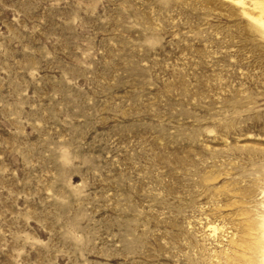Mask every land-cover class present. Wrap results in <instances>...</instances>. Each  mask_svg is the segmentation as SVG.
<instances>
[{
    "label": "rangeland",
    "instance_id": "374dc122",
    "mask_svg": "<svg viewBox=\"0 0 264 264\" xmlns=\"http://www.w3.org/2000/svg\"><path fill=\"white\" fill-rule=\"evenodd\" d=\"M243 1L0 0V264L260 261L264 30Z\"/></svg>",
    "mask_w": 264,
    "mask_h": 264
},
{
    "label": "bare ground",
    "instance_id": "6f19581e",
    "mask_svg": "<svg viewBox=\"0 0 264 264\" xmlns=\"http://www.w3.org/2000/svg\"><path fill=\"white\" fill-rule=\"evenodd\" d=\"M238 3H243V0H234ZM253 5H255V8L258 9V11L260 12V16L259 17H255V16H251L264 30V0H253ZM210 229L212 231H216V227H210ZM258 252H260L259 257L261 258L260 261L254 259V258H250L247 261L246 264H264V246H263V250L260 249L258 250ZM238 264V263H237Z\"/></svg>",
    "mask_w": 264,
    "mask_h": 264
}]
</instances>
